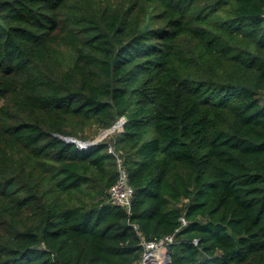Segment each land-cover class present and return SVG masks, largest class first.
I'll list each match as a JSON object with an SVG mask.
<instances>
[{
	"label": "trees",
	"instance_id": "trees-1",
	"mask_svg": "<svg viewBox=\"0 0 264 264\" xmlns=\"http://www.w3.org/2000/svg\"><path fill=\"white\" fill-rule=\"evenodd\" d=\"M166 235L167 264H264V0H0V264Z\"/></svg>",
	"mask_w": 264,
	"mask_h": 264
},
{
	"label": "built area",
	"instance_id": "built-area-1",
	"mask_svg": "<svg viewBox=\"0 0 264 264\" xmlns=\"http://www.w3.org/2000/svg\"><path fill=\"white\" fill-rule=\"evenodd\" d=\"M124 124V118H121ZM118 131H122L123 128L119 127ZM80 148H86L85 146L78 144ZM113 152L112 149H110ZM118 177L116 182L110 187V197L114 204L119 205L130 210L133 189L129 183L128 172L123 166L121 160L117 158ZM181 223L186 224V219L181 217ZM173 242L172 235H166L160 239L143 242V252L139 264H165L168 258L169 245Z\"/></svg>",
	"mask_w": 264,
	"mask_h": 264
},
{
	"label": "water",
	"instance_id": "water-1",
	"mask_svg": "<svg viewBox=\"0 0 264 264\" xmlns=\"http://www.w3.org/2000/svg\"><path fill=\"white\" fill-rule=\"evenodd\" d=\"M119 127H122L123 128V122L120 120H118L115 124H113L110 128L108 129H105L103 130L98 138L94 139V140H90V141H81V140H77L75 138H72V137H62L64 140L66 141H70V142H74V143H77V144H81L83 146H85L86 148L89 147V146H92V145H95L97 144V142H99L100 140H102L105 136H107L108 134L112 133L113 131L117 130ZM168 255V258H167V261L165 264H167L170 260V254L169 252L167 253Z\"/></svg>",
	"mask_w": 264,
	"mask_h": 264
},
{
	"label": "rangeland",
	"instance_id": "rangeland-1",
	"mask_svg": "<svg viewBox=\"0 0 264 264\" xmlns=\"http://www.w3.org/2000/svg\"><path fill=\"white\" fill-rule=\"evenodd\" d=\"M102 131H103V130H101V131H100V132H99V133H98L93 139H91V140H94V139L98 138L99 134H100ZM105 137H106V136H105ZM105 137H104V138H105ZM104 138H103V139H104Z\"/></svg>",
	"mask_w": 264,
	"mask_h": 264
}]
</instances>
